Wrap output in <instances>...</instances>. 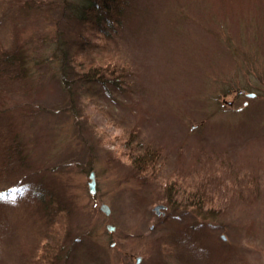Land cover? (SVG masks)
<instances>
[{
    "label": "rangeland",
    "instance_id": "374dc122",
    "mask_svg": "<svg viewBox=\"0 0 264 264\" xmlns=\"http://www.w3.org/2000/svg\"><path fill=\"white\" fill-rule=\"evenodd\" d=\"M70 2L0 0V264H264V0H125L100 38ZM84 38L125 89L64 86Z\"/></svg>",
    "mask_w": 264,
    "mask_h": 264
},
{
    "label": "trees",
    "instance_id": "16d2710c",
    "mask_svg": "<svg viewBox=\"0 0 264 264\" xmlns=\"http://www.w3.org/2000/svg\"><path fill=\"white\" fill-rule=\"evenodd\" d=\"M122 1L123 2L120 3V0H77L76 4L70 2L68 9L74 18L78 20L81 19V23H87L89 29H91L90 27H93V30H95L94 32H96L98 38H100L105 36L104 33L106 29L104 28V25L106 22L109 24V27H111L110 29L112 31L113 29L116 30L115 26L117 25H114V21L119 18L114 8H117L118 5H124L125 0ZM63 32L64 30L61 29L60 35H63ZM56 44L59 45L58 49L59 53H61V55L59 54V60L61 58L59 61L60 74L62 80L65 83L64 86L68 89H73L75 87L81 92L86 84L92 83L93 81H99V83H102V85L105 86L109 85L110 82H113V84L118 88L125 89L123 80L122 82L119 81V78L122 76L121 74L115 75L112 72L111 75H113V78L116 79L109 80L106 78V75H108L106 74V68L103 67L102 64L97 65L93 59L90 60L88 59V56H83V54L86 55V50L89 49L91 53V49H93V44L90 45L89 41H86V39L84 40V45L81 46L77 45L76 42H73L70 50L71 52L66 49L69 48L68 45L65 48L64 45L61 44V39H57ZM19 58L20 56L16 51H6L0 49V66L2 64L11 66L17 65ZM76 81H78V87L75 85ZM70 91L73 95L74 92L72 90ZM129 137L132 138L131 140L133 141V143L130 145L129 151L132 153V155L134 154L133 163L135 168L139 169L140 172L148 168L156 170V167L158 166V163L161 159V149L151 147L150 145H145L144 149L142 150L141 147L144 145V143L141 141L135 142L136 140L133 133H131ZM131 140L129 142H131ZM9 151L17 152L16 146H10ZM51 193L52 192H50L48 194L49 196L47 197H52L53 195L51 196ZM35 194H39V192H35Z\"/></svg>",
    "mask_w": 264,
    "mask_h": 264
},
{
    "label": "water",
    "instance_id": "95a60500",
    "mask_svg": "<svg viewBox=\"0 0 264 264\" xmlns=\"http://www.w3.org/2000/svg\"><path fill=\"white\" fill-rule=\"evenodd\" d=\"M248 95H250V96H255V93H249ZM90 182H89V189H90V192H91V194H95L96 192H97V188H96V175H95V172L94 171H92L91 173H90ZM100 208H101V210L103 211V212H105L107 215H110L111 214V210H110V207L106 204V203H102L101 204V206H100ZM161 208H164V205H162V204H159V205H157V206H155V211L157 212V213H160L159 212V210L161 209ZM153 227V226H152ZM107 228L110 230V231H114L115 230V226H113L112 224H109V225H107ZM137 259H141V257H137Z\"/></svg>",
    "mask_w": 264,
    "mask_h": 264
},
{
    "label": "flooded vegetation",
    "instance_id": "af4514ba",
    "mask_svg": "<svg viewBox=\"0 0 264 264\" xmlns=\"http://www.w3.org/2000/svg\"><path fill=\"white\" fill-rule=\"evenodd\" d=\"M163 205V204H162ZM155 208V207H154ZM162 209H167V207H166V205H164V208H161L160 210H159V212L160 213H158L159 215L162 213ZM155 210V209H154ZM157 213V212H156ZM165 213V212H164ZM137 259V258H136ZM141 261V259L139 260V259H137V264L139 263Z\"/></svg>",
    "mask_w": 264,
    "mask_h": 264
}]
</instances>
